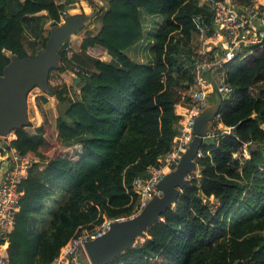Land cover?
Listing matches in <instances>:
<instances>
[{"label":"trees","instance_id":"1","mask_svg":"<svg viewBox=\"0 0 264 264\" xmlns=\"http://www.w3.org/2000/svg\"><path fill=\"white\" fill-rule=\"evenodd\" d=\"M235 2L244 9L257 0ZM71 3L97 15L82 28L79 48L68 39L59 68L50 70L51 90L42 96L56 98L54 123L29 122L11 140L38 160L19 185L8 264H51L76 232L136 212L135 180L171 151L197 65L221 50L195 48L197 14L210 24L207 36L215 31L203 0ZM63 7L64 0H0V74L9 52L25 57L45 46L47 26L62 21ZM140 42L148 60L126 52ZM242 48L218 67L232 90L203 140L199 171L147 235L109 264H264V43ZM75 66L86 72L74 73ZM88 263L82 247L68 262Z\"/></svg>","mask_w":264,"mask_h":264},{"label":"water","instance_id":"2","mask_svg":"<svg viewBox=\"0 0 264 264\" xmlns=\"http://www.w3.org/2000/svg\"><path fill=\"white\" fill-rule=\"evenodd\" d=\"M74 5L71 0H64L62 21L50 22L45 46L41 50L25 57L13 52L7 54L9 62L0 74V136L15 133L16 129L31 122L28 115L29 92L35 87L44 92L51 90L49 73L52 68H59L64 43L97 15L96 10L89 14H70L69 8ZM221 103L222 96L217 92L214 99L200 107L194 117L192 136L186 148L174 167L156 182L161 192L153 194L137 213L108 221L104 232L84 241L83 250L91 264H109L139 238L145 237L148 228L167 209L175 206L190 175L199 171L197 159L200 148L204 138L212 132Z\"/></svg>","mask_w":264,"mask_h":264},{"label":"built area","instance_id":"3","mask_svg":"<svg viewBox=\"0 0 264 264\" xmlns=\"http://www.w3.org/2000/svg\"><path fill=\"white\" fill-rule=\"evenodd\" d=\"M212 12L211 25L215 31L211 40L216 46H220L221 55L212 56L206 54L197 65L195 83L187 90L191 97L188 103L180 104L184 115L179 126V133L175 136L171 151L163 157L158 166L149 168L150 175L147 178L138 177L134 186L139 194V204L135 213L143 208L155 193L161 191L156 187L164 173L173 168L181 153L186 148L192 136V124L200 107L211 99L214 93H220L222 97L229 94L231 86L226 83L224 73L218 67L222 62L235 57L237 51L243 46H253L264 43V0H257L254 6L240 8L235 0H203ZM196 30L201 36L207 37L210 24L206 16L199 13L195 17ZM69 53L71 48L69 47ZM210 51V50H209ZM206 53V52H204ZM244 53L243 56H246ZM216 71V78L213 74ZM86 72L85 68L75 66L74 73ZM12 135L0 136V154H4L7 166L4 167L0 179V264H8L9 256L6 242L8 232L13 225V210L19 202L22 191L19 185L27 175V169L31 165L30 156L21 154L12 144ZM213 201V198L211 199ZM134 214V213H133ZM95 227L93 230L83 229L78 232L61 248L56 259L57 264H68L72 254L79 247L83 248L84 241L104 232L108 227V221ZM88 264L91 262L88 260Z\"/></svg>","mask_w":264,"mask_h":264},{"label":"rangeland","instance_id":"4","mask_svg":"<svg viewBox=\"0 0 264 264\" xmlns=\"http://www.w3.org/2000/svg\"><path fill=\"white\" fill-rule=\"evenodd\" d=\"M99 2H102L103 4H106V2H107V0H98ZM97 1V3H99ZM263 1V0H262ZM101 5V4H100ZM69 10H70V13H81V12H84V11H82V9H81V7L77 4V5H75L74 7H70L69 8ZM86 11L85 12H87V14H89L88 12H90L91 13V11H93V8H89L88 10L87 9H85ZM158 19H160V18H158ZM153 21V20H152ZM99 25H100V22H99V20H95L94 21V23H93V28H97V27H99ZM48 28H49V24H48V26H47ZM85 32H86V29H82L81 31H79L78 33H75V34H73L71 37H70V39H69V43L73 46V48L75 49V48H77V46H76V40H75V38H73L74 37V35H84L85 34ZM211 39H214V38H211V37H204V36H201L200 34H197L196 36H195V42H194V45H195V48L200 52V53H204V52H207V51H209V50H211L214 46H216V44H215V41L214 40H211ZM142 43V42H141ZM143 43H145V42H143ZM134 46H136V45H134ZM134 46L133 47H130V48H128V49H126V52L133 58V59H136V60H140V56H138V53L137 52H139V49L138 48H134ZM99 55H100V57L101 58H103V59H107V58H109L108 56H107V51H103V52H99L98 53ZM215 54H217V55H221V53H220V51H216L215 52ZM141 55V54H140ZM141 57H142V59H144V57L141 55ZM74 90H76V88H74L73 89V91ZM71 91H72V89H71ZM38 93H43L42 92V90H40L38 87H35V88H33L30 92H29V94H28V115H29V120L31 121V122H41L42 121V118H41V116H40V112L42 113V117H43V119H45V120H47V122H49V121H51L52 122V124L54 123V116L52 115V114H50V112H49V110H48V108H44V106H43V102L41 101V98H40V96H39V98L40 99H38L37 98V96L39 95ZM39 102V104L43 107V109H44V113H43V111H41L38 107H36L37 106V103ZM38 108V109H37ZM178 109H180L181 110V108L180 107H178ZM39 116H40V118H39ZM220 126L219 127H222L221 126V124H219ZM12 134H14V132H12ZM13 137H15V136H13L12 135V138ZM53 147H55V143H53V145H52ZM33 160H38V158L37 157H31L30 156V161H31V163H32V161ZM61 202V201H60ZM88 259V258H87Z\"/></svg>","mask_w":264,"mask_h":264},{"label":"crops","instance_id":"5","mask_svg":"<svg viewBox=\"0 0 264 264\" xmlns=\"http://www.w3.org/2000/svg\"><path fill=\"white\" fill-rule=\"evenodd\" d=\"M97 1L98 0H95V2L97 3ZM99 2V1H98ZM107 3V2H106ZM97 4H103L102 2H99V3H97ZM103 5H106V4H103ZM73 38H75V40H76V46H77V48H75V50H77L78 48H79V45H80V43H81V41L83 40V38H84V35H74V37ZM147 45L145 44V43H139V44H137L136 46H134V48H138L139 49V52H137L138 53V56H140V60H148L147 58V53H146V49H147V47H146ZM144 57V59H142V57H141V55ZM107 56L109 57V58H107V59H110V55L109 54H107ZM73 76V75H72ZM39 95L38 96H42V93H38ZM42 97H47V99H48V101L47 102H43V106H44V108H48V110L49 109H52L53 110V112H54V114L55 113H57L56 112V104H57V102H56V98H55V96H50V95H46V94H43V96ZM37 107V106H36ZM38 109V108H37ZM50 114H52L53 115V113H51L50 112ZM40 116H41V118H42V121L39 123V122H34V124L35 125H41L43 122H44V119H43V117H42V113L40 112ZM40 116H39V118H40ZM51 122V121H50ZM14 138V137H13ZM4 154L2 155V154H0V179H1V176H2V173H3V169H4V167H6L7 166V164H6V160H4ZM31 164V163H30ZM51 264H57L56 263V260L53 262V263H51Z\"/></svg>","mask_w":264,"mask_h":264}]
</instances>
